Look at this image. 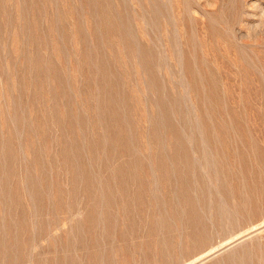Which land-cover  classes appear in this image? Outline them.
I'll return each instance as SVG.
<instances>
[{"label": "rangeland", "instance_id": "374dc122", "mask_svg": "<svg viewBox=\"0 0 264 264\" xmlns=\"http://www.w3.org/2000/svg\"><path fill=\"white\" fill-rule=\"evenodd\" d=\"M263 235L264 0H0V264H264Z\"/></svg>", "mask_w": 264, "mask_h": 264}, {"label": "bare ground", "instance_id": "6f19581e", "mask_svg": "<svg viewBox=\"0 0 264 264\" xmlns=\"http://www.w3.org/2000/svg\"><path fill=\"white\" fill-rule=\"evenodd\" d=\"M112 23V22H111ZM106 28V27H105ZM85 37V36H84ZM122 39V38H121ZM88 41V40H87ZM152 65V64H151ZM162 75V74H161ZM149 81V80H148ZM194 85V84H193ZM212 86V85H211ZM110 95V94H109ZM208 98V97H207ZM209 99V98H208ZM172 101V100H171ZM120 102V101H119ZM142 102V101H141ZM32 105V104H31ZM231 109V108H230ZM231 111V110H230ZM232 114V113H231ZM113 115V114H112ZM169 115V114H168ZM182 117V116H181ZM113 118V117H112ZM201 118V117H200ZM252 118V117H251ZM256 119V118H255ZM81 120V119H80ZM111 120V119H110ZM175 121V120H174ZM110 122V121H109ZM158 127V126H157ZM227 129V128H226ZM116 132V131H115ZM225 133V132H224ZM173 134V133H172ZM176 134V133H175ZM178 134V133H177ZM211 134V133H210ZM120 140V139H119ZM169 140V139H168ZM181 140H183V139H181ZM206 146V145H205ZM47 147V146H46ZM175 147V146H174ZM194 147V146H193ZM235 147V146H234ZM220 148V147H219ZM187 149V148H186ZM195 149V148H194ZM175 150V149H174ZM179 150V149H178ZM178 152V151H177ZM183 153V152H182ZM188 153V152H187ZM180 154V153H179ZM190 154V153H189ZM187 156V155H186ZM136 158V157H135ZM201 158V157H200ZM258 158V157H257ZM137 160V159H136ZM161 160V159H160ZM129 162V161H128ZM213 162V161H212ZM168 163V162H167ZM224 163V162H223ZM124 164H125V162H124ZM129 164V163H128ZM127 164V165H128ZM248 164V163H247ZM126 165V166H127ZM220 165V164H219ZM218 165V166H219ZM118 166V165H117ZM116 166V167H117ZM129 166V165H128ZM121 167V166H120ZM122 167H124V166H122ZM131 167V166H130ZM115 169V168H114ZM118 169V168H117ZM131 169H132V167H131ZM167 169V168H166ZM165 169V170H166ZM170 169V168H169ZM172 169V168H171ZM125 170H126V168H125ZM130 170V169H129ZM128 170V171H129ZM168 170V169H167ZM166 170V171H167ZM123 171V170H122ZM127 171V173H129ZM123 173V172H122ZM126 173V172H125ZM126 173V174H127ZM131 173V172H130ZM256 173V172H255ZM179 174V173H178ZM130 175V174H129ZM129 175L127 174V176L129 177ZM130 176H132V175H130ZM172 177V176H171ZM135 178V176H133V179ZM212 179V178H211ZM179 180V179H178ZM193 180V179H192ZM128 181V180H127ZM194 181V180H193ZM146 182V181H145ZM235 183V182H234ZM156 184V183H155ZM163 184V183H162ZM150 186V185H149ZM239 188V187H238ZM254 188V187H253ZM259 188V187H258ZM142 189V188H141ZM206 189V188H205ZM204 190V189H203ZM231 190V189H230ZM255 190V189H254ZM258 191V190H257ZM263 191V190H262ZM201 192V191H200ZM254 194H255V192H254ZM178 195V194H177ZM253 195V194H252ZM139 196V195H138ZM225 196V195H224ZM197 197V196H196ZM252 197V196H251ZM137 198V197H136ZM188 198H190V197H188ZM213 198V197H212ZM193 199V198H192ZM256 199V198H255ZM176 200V199H175ZM190 200V199H189ZM181 201V200H180ZM191 201V200H190ZM203 201V200H202ZM252 201V200H251ZM253 201H254V199H253ZM201 202V201H200ZM249 202V201H248ZM257 202V201H256ZM186 204V203H185ZM228 204V203H227ZM256 205V204H255ZM254 205V206H255ZM93 206V205H92ZM202 206V205H201ZM159 207V206H158ZM195 207V206H194ZM261 207V206H260ZM253 208V207H252ZM195 209H196V207H195ZM224 209V208H223ZM193 210V209H192ZM184 212V211H183ZM200 212V211H199ZM216 212V211H215ZM195 213V212H194ZM227 213V212H226ZM196 214H197V212H196ZM208 214V213H207ZM171 215V214H170ZM194 215V214H193ZM105 216V215H104ZM200 217V216H199ZM252 217V216H251ZM113 218V217H112ZM196 218V217H195ZM116 220V219H115ZM197 221V220H196ZM201 221V220H200ZM171 222V221H170ZM192 223V222H191ZM194 223V222H193ZM224 223V222H223ZM228 223V222H227ZM230 223V222H229ZM169 224V223H168ZM198 224V223H197ZM263 224V223H262ZM226 225V224H225ZM164 226V225H163ZM169 226V225H168ZM222 226V225H221ZM40 227V226H39ZM110 227V226H109ZM199 227V226H198ZM257 227V226H256ZM115 228V227H114ZM166 228V227H165ZM191 228V227H190ZM197 228V227H196ZM208 228V227H207ZM239 228V227H238ZM135 230V229H134ZM230 230V229H229ZM37 231V230H36ZM74 231V230H73ZM203 231V230H202ZM201 231V232H202ZM209 231V230H208ZM211 231V230H210ZM235 231V230H234ZM197 232V231H196ZM200 232V231H199ZM199 232H198V234H199ZM200 232V233H201ZM213 232V231H212ZM165 233V232H164ZM168 233V232H167ZM205 233H207V232H205ZM205 233L203 232L202 234H204L205 235ZM38 234V233H37ZM135 234V233H134ZM195 234H197V233H195ZM194 234V235H195ZM210 234V233H209ZM197 236V235H196ZM207 236H209V235H207ZM211 236V235H210ZM223 236V235H222ZM247 236V235H246ZM264 236V235H263ZM198 237V236H197ZM162 238V237H161ZM196 238V237H195ZM201 238V237H200ZM123 239V238H122ZM202 240V239H201ZM200 241V240H199ZM175 243V242H174ZM125 244V243H124ZM21 245V244H20ZM167 245V244H166ZM180 245V244H179ZM182 245V244H181ZM84 248V247H83ZM112 249V248H111ZM166 251V250H165ZM208 251V250H207ZM159 252V251H158ZM179 252V251H178ZM41 253V252H40ZM39 254V253H38ZM140 254V253H139ZM130 255V254H129ZM146 255V254H145ZM159 255V254H158ZM148 257V256H147ZM39 258V257H38ZM112 258V257H111ZM159 258V257H158ZM115 260V259H114ZM86 262V261H85ZM144 263V262H143Z\"/></svg>", "mask_w": 264, "mask_h": 264}]
</instances>
